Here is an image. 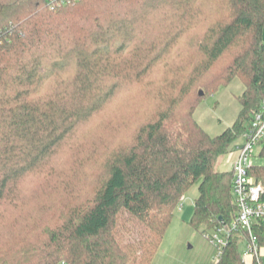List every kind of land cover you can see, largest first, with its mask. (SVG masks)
<instances>
[{
    "label": "trees",
    "instance_id": "obj_1",
    "mask_svg": "<svg viewBox=\"0 0 264 264\" xmlns=\"http://www.w3.org/2000/svg\"><path fill=\"white\" fill-rule=\"evenodd\" d=\"M235 77L211 136L195 110ZM263 101L264 0H0V264H152L197 182L189 225L232 224L217 163ZM244 237L216 264H247Z\"/></svg>",
    "mask_w": 264,
    "mask_h": 264
},
{
    "label": "rangeland",
    "instance_id": "obj_2",
    "mask_svg": "<svg viewBox=\"0 0 264 264\" xmlns=\"http://www.w3.org/2000/svg\"><path fill=\"white\" fill-rule=\"evenodd\" d=\"M244 89L242 80L235 77L230 83L221 85L216 92L203 97L198 104L194 116L211 136L223 133L236 121L242 110L239 96ZM244 142V137L236 140L230 151L219 159L217 168L220 171L229 170L230 156L234 154L235 146ZM254 160L257 163H264V159L259 155L255 156ZM198 196L199 182L191 186L183 196L159 247L157 253L159 259L156 256L152 264H216L214 258L217 256V249L207 237L208 234L213 235L214 230L203 232L202 229H195L188 223ZM242 248L241 244L240 250Z\"/></svg>",
    "mask_w": 264,
    "mask_h": 264
},
{
    "label": "built area",
    "instance_id": "obj_3",
    "mask_svg": "<svg viewBox=\"0 0 264 264\" xmlns=\"http://www.w3.org/2000/svg\"><path fill=\"white\" fill-rule=\"evenodd\" d=\"M77 0H49L55 5H63ZM245 142L235 146V152L230 156V168L233 173V196L238 206L237 216L232 224L219 227L214 234H208L212 244L217 249L214 261L219 262L225 246L230 242L233 232L245 231L241 244L243 261L250 264H264L262 259L261 240L263 233L258 232L264 225V186L256 182L250 174V169L256 163L254 158L259 153L260 143L264 141V101L244 136ZM258 150V153L257 151Z\"/></svg>",
    "mask_w": 264,
    "mask_h": 264
},
{
    "label": "crops",
    "instance_id": "obj_4",
    "mask_svg": "<svg viewBox=\"0 0 264 264\" xmlns=\"http://www.w3.org/2000/svg\"><path fill=\"white\" fill-rule=\"evenodd\" d=\"M264 247H262V249H261V253H262V259H263V256H264V253H263V249ZM157 259H159L158 258V256L156 257ZM178 262V261H177ZM248 263H251L252 262V260H251V258H248V261H247Z\"/></svg>",
    "mask_w": 264,
    "mask_h": 264
},
{
    "label": "water",
    "instance_id": "obj_5",
    "mask_svg": "<svg viewBox=\"0 0 264 264\" xmlns=\"http://www.w3.org/2000/svg\"><path fill=\"white\" fill-rule=\"evenodd\" d=\"M204 94V91L203 90H200V95H203Z\"/></svg>",
    "mask_w": 264,
    "mask_h": 264
}]
</instances>
